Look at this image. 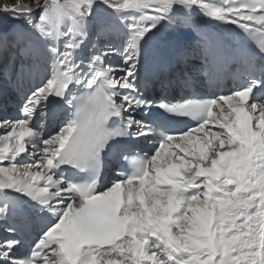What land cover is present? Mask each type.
Instances as JSON below:
<instances>
[{"label":"snow or ice","instance_id":"1","mask_svg":"<svg viewBox=\"0 0 264 264\" xmlns=\"http://www.w3.org/2000/svg\"><path fill=\"white\" fill-rule=\"evenodd\" d=\"M181 15L220 33L201 35L208 86L232 64L238 86L146 98L147 47ZM105 16L119 47L92 39ZM12 33L3 70L36 79L0 118V264H264V0H0ZM185 43L170 33L153 59L170 67ZM18 211L47 219L28 244Z\"/></svg>","mask_w":264,"mask_h":264},{"label":"bare ground","instance_id":"2","mask_svg":"<svg viewBox=\"0 0 264 264\" xmlns=\"http://www.w3.org/2000/svg\"><path fill=\"white\" fill-rule=\"evenodd\" d=\"M109 21H111L109 19ZM206 18L201 16H192L185 17L183 15L177 17V22L179 27L176 29L173 28H164L157 38H154L147 47L149 62L152 64V74L146 79V87L144 89L145 93L148 91L149 87H152L154 90H159L163 94H169L170 97L176 95V97L181 98L187 94H190L192 90H210L216 93L219 91H227L228 84L233 80L234 74L227 73L223 76L221 80V87L219 90L210 88L208 86V80L206 73L202 70V60L200 59L201 54V35L203 33H211L214 36L220 37V33L215 31L210 27L206 22ZM107 23H109L106 20ZM114 25V24H113ZM113 32V38L116 37L115 46L119 47L123 44L122 36L119 34L116 26L111 28ZM173 36H179L182 41L186 43L179 50L168 49L169 54L172 56L173 63L169 67L165 65L162 68L163 74L159 75V70L156 72V67L159 65L153 59L154 54L159 50L165 48L164 41L169 38V34ZM16 36H19L18 33H15ZM245 43V42H244ZM232 46L239 49L244 47V44L241 45L239 40L232 42ZM116 63V60L112 61ZM4 63L2 55H0V67ZM45 72H41L40 75H43ZM3 77L10 76L8 71H2ZM18 73V72H17ZM0 77V89L3 87V82L5 79ZM16 77L18 86L13 85L9 88L7 94V101L3 96H0V118L7 115L9 118H14L18 115L17 108L20 101L23 100V93L27 91L28 87L36 79L33 74H25L22 79ZM23 155V154H22ZM39 213L24 214L17 212L14 218L11 220L16 222H22L23 225L33 227L35 222H38L37 216ZM28 218H26V217ZM19 217V218H18ZM8 224L9 221H8ZM11 224H15L12 222ZM34 227V231H37V226ZM41 226L44 225V222L40 223ZM4 222H0V238L5 236L4 231Z\"/></svg>","mask_w":264,"mask_h":264},{"label":"rangeland","instance_id":"3","mask_svg":"<svg viewBox=\"0 0 264 264\" xmlns=\"http://www.w3.org/2000/svg\"><path fill=\"white\" fill-rule=\"evenodd\" d=\"M24 2H27V0H24ZM106 20L109 22L107 23ZM101 26H96L93 28L92 30V39L94 42L100 44V45H107V44H112L115 45L116 43V37L113 38V32L111 30L112 26L114 27L112 21H109L108 17H102L101 18ZM18 38V36L15 35V33H12L9 37L7 38H0V55H2V59H4V47H5V43L9 40L12 39H16ZM16 54V50L13 48L12 50H10L8 52V56L9 59L11 60ZM25 63H30V61L26 60ZM3 64L0 67V77H3ZM10 73V76H4L3 79H7V80H15L17 76H19V72H20V68L17 67L16 68V76L13 75V71H12V64L9 63V67L7 70ZM47 71V73L51 72V64L48 63L46 66H42L40 73ZM18 72V73H17ZM28 71L27 69H25V74H27ZM24 74V75H25ZM35 77V74H33ZM10 220V219H9ZM5 227V224H4Z\"/></svg>","mask_w":264,"mask_h":264}]
</instances>
